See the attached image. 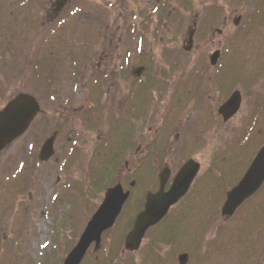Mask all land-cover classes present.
<instances>
[{"label":"rangeland","instance_id":"rangeland-1","mask_svg":"<svg viewBox=\"0 0 264 264\" xmlns=\"http://www.w3.org/2000/svg\"><path fill=\"white\" fill-rule=\"evenodd\" d=\"M13 1L16 7L12 8ZM114 1H117L114 10L120 11V0H73L62 16L66 20L64 25L56 22L43 26L49 0H0V75L6 74V84L2 89L33 95L42 110L28 134L0 155V264H62L99 206L107 186L97 185L100 181L97 171L105 160L110 159L113 151H117L121 132L124 134V130L117 128L115 123L113 128L111 125L114 119L123 121L120 115L124 114L123 107V110L117 108V111L111 112L103 125H97L99 127L89 109L93 100L92 88L102 83L101 76L104 74L109 75L103 84L104 93L123 90L122 95L128 96L126 101L131 107L136 106L135 102L139 99V106H148V120L151 123L161 114L149 108L161 105L168 108L170 115L163 113L158 132L147 129L152 127L151 123L140 130V143L149 144L146 152H150L151 147L156 145L154 139L156 142L159 138L164 122L171 125L176 117L174 111H181L193 101L194 112H203L206 99V138L204 131L203 134L199 132L202 135L199 148L196 146L199 141L196 128H204L203 114H200L199 120V114H194V124L182 134L177 129H170V126L165 143L167 152L171 154L168 144L172 141L177 145L174 136H183L181 143H185L184 148L193 149L191 153L187 152V158L203 163L206 180L209 176L218 177L223 145L225 148L232 143V139L238 136V129L243 130L251 118L255 117L253 108L258 101L257 97L261 95L263 97L260 100L264 98V24L256 26L253 32H241L233 23L240 16L239 26L246 28L250 25L246 24L247 17L264 16V0H238L240 5L232 0H157L158 3L155 0H128L132 10L140 9L134 12L136 16L150 18L151 23L157 20L156 26L152 29L149 25L140 26L139 21L136 22L137 32L131 29L130 47H127L129 41L126 33L117 49H112L114 54L109 52L107 62H102L98 68L99 56L96 51V55L93 53L95 26L89 17L92 10L103 13L111 10L108 6ZM77 5L82 6L81 11H76L74 7ZM155 6L158 10L153 13ZM192 24H196L193 46L186 52L182 47L187 46V32L191 30ZM12 26L16 27L14 34L10 32ZM12 42L14 46L11 57V52L5 49H10V46L4 47V44ZM217 48L221 55L218 64L211 68L208 57ZM79 64L81 69L76 77ZM140 66H144L145 71L138 85L132 81L136 78H130L129 72ZM233 67H236V74L228 86L227 77ZM97 76L99 78L95 79ZM52 82L56 83L54 88L59 90L60 95L63 93L62 96L66 95L67 98L74 96L72 100L76 105L80 101L85 103L84 99L87 101L79 116L83 136H79L76 144L71 142L73 136L70 142L58 138L54 145V155L44 164L38 161V151L52 132L58 130L60 104L65 98H59L53 85L48 90ZM205 86L206 98L203 95ZM235 90L242 95L243 108L237 117L225 125L216 110ZM151 92L152 98L149 96ZM144 93L148 98L140 100L138 97ZM102 115L101 112L100 122L105 119ZM187 115L184 113L182 116ZM263 122L262 117L257 120L259 124ZM191 134H195L197 140ZM205 142L206 147L201 148ZM67 148H73L74 154L67 151ZM134 149L135 145H132L130 153L121 149L120 155L127 160L128 166L123 168V159H120L122 162L114 161V164L117 163L113 168L116 173L107 182L109 187L120 183L124 190H129V201L113 229L103 236L100 249L94 252L91 248L84 262L159 264L154 258L157 256L162 264H171L170 260L167 263L166 256L191 253L189 244L198 236L200 243L197 251L206 252V260H201V264H236L235 257L239 260L242 254L238 252L243 251L239 248L240 239L237 237L244 233L236 226V218L226 223L219 219L220 208L213 206L218 200H214L213 189L209 185L206 187V197L198 195L196 199L200 196L201 200L206 198V202L213 204L214 209L206 205V210L198 208L194 213L189 210L181 220L179 232L169 239V244H151L152 239L161 233L162 228L159 226L148 232L136 253L123 251V241L121 245L119 242L131 228L130 223L138 203L146 191L157 190L156 185L145 187L143 183L129 188L131 181L138 182L139 169L135 168L139 157L132 156ZM179 149L176 146L173 154L178 153ZM183 156L180 157L179 153L177 160L180 161ZM167 161L153 163V184L156 183L157 173ZM93 179H97L95 185H92ZM196 192L194 190L191 196ZM186 204L175 207L167 221L174 214L182 213ZM211 220L212 225L207 224H211ZM204 223L207 225L203 228ZM184 228H187L186 232ZM173 262L176 264L175 258Z\"/></svg>","mask_w":264,"mask_h":264},{"label":"flooded vegetation","instance_id":"flooded-vegetation-1","mask_svg":"<svg viewBox=\"0 0 264 264\" xmlns=\"http://www.w3.org/2000/svg\"><path fill=\"white\" fill-rule=\"evenodd\" d=\"M16 1V0H15ZM55 0H49V9L46 12V20L43 22V26H48L51 24H54L56 22L58 23H63L65 24L66 20L63 16L65 14L66 10L70 5L72 4L73 0H64L65 5L61 8L60 11L58 10V5H54L52 7V3ZM128 0H120L119 3L122 5V9L120 11L114 10V6L117 3V1H114L113 3L110 2V5L108 8H112L111 10H108L106 13H103V11H97V10H92L91 11V16L89 17L91 19V23L95 26L93 31L95 33L96 41L94 43V54L96 55L95 51L98 53L97 55L99 56L100 63L97 64L98 68L101 67L102 62L108 60L109 58V52L111 55L114 54L112 49H117L119 46L120 42L122 43L123 36L126 34L128 35L127 40L129 41V44L127 47H130V34H131V29L136 33L137 32V27L136 22L139 21L140 26L141 25H149V28L154 29L156 26L157 20H153L152 23L150 22V18H146L142 16H136L137 14H134L135 11H138L140 9L132 10L130 8V5L127 3ZM156 3L157 0H155ZM235 2L236 5H240L238 0H232ZM11 7H16V3L13 1L11 4ZM76 11H81L82 6L77 5L74 7ZM158 10V7L155 6L152 11L153 13H156ZM72 14V13H71ZM71 16V15H70ZM158 19V18H156ZM256 19L255 16L247 17L246 18V24H252L253 21ZM13 22V19L12 21ZM133 22V23H132ZM234 25L236 26V29H240L241 32H245V30L251 29L250 27H240L239 24L241 23V17L238 16V18L233 22ZM13 24V23H12ZM59 25V24H58ZM96 29V30H95ZM252 29H255L253 27ZM16 31V27L12 26L11 27V33L14 34ZM134 33V34H135ZM218 33H221L218 31ZM118 35V38L116 40V36ZM121 35V36H120ZM142 35V34H141ZM141 38V37H140ZM139 38V39H140ZM138 39V40H139ZM115 44V45H114ZM141 42L138 44V47ZM9 45L10 49L5 48L7 51L11 52V57H12V47L14 46V43H5L4 47ZM139 49V48H138ZM110 59H112V56H110ZM142 59H140L141 61ZM4 66V65H3ZM141 67V66H140ZM2 69V65L0 67ZM79 69H81V65L79 64L77 73L75 76L80 73ZM128 71V70H127ZM126 71V72H127ZM145 71V67L142 66V71L141 73ZM135 69L130 70V78H136L132 80L133 82H137V84H141L142 80V74L136 76L135 74ZM2 74V73H0ZM129 74L127 77H129ZM102 77V83L97 84L96 87L92 88L93 95H92V105L90 106V110L93 112L92 114L95 116V124L96 126L103 125L104 122L106 121V118L111 114V112H114V110L117 111L118 109H122L123 107V113L120 114L123 116V121L120 119H114V122H111L112 128L114 127V123L117 128H122V131L124 130V134L121 132V137H122V142L124 146V151L127 150V153H130L132 149V145H135V149L132 152L133 157H139V163L138 166L135 168L140 169L141 173L147 174L148 169L152 170L153 173V163L154 162H162V160H168L167 163H164L165 166L161 169H166L169 174L168 178V183L170 182V178L172 175H176V173L181 169V167L188 161V160H193L189 157V154L187 152L191 153L193 151L192 148H184L183 144L181 143V139L183 136H178L175 135L174 139L176 140L172 143V141L169 143V150L171 154H169L167 151L164 153L160 152L159 146L154 145L151 148L156 149V152L153 151L151 154H147L146 149L148 147V143H140L141 139H139L140 136L139 132L140 130L144 129V126H147L148 123H151V120H148V115L150 112H148V109L146 106H139V99L136 100V106H128V103L126 101L128 96L123 97V90L122 91H107L104 93V85L105 80L108 79L109 75L104 74ZM99 78L97 76L95 79ZM150 78V77H149ZM100 80V79H99ZM6 81V74L0 75V111H2L7 104L19 93L14 92L13 90H3L2 86ZM130 83V81H129ZM95 84V83H94ZM131 85V83H130ZM206 85V81H205ZM82 86V85H81ZM126 92V91H124ZM153 92V91H152ZM150 93L152 95L153 93ZM128 94V91H127ZM144 94H140V100L146 97ZM203 95L206 98V86L205 89L203 90ZM66 95L59 97V98H64ZM145 96V97H144ZM70 97V96H69ZM136 97V95H135ZM263 96L259 95L257 97L258 101L255 102L253 111L255 110V117H253L255 120L253 121V118H251L249 124L243 129H238V136L236 135V138L232 139V143H229L228 140L227 143L228 146L222 148L223 155L221 158V161L219 162V175L218 177H215L217 179V182H211L212 188L218 191L219 194V200L215 205L219 208L224 204L226 200L227 193L234 187H236L243 179L244 175L247 173V171L250 169L254 159L256 158L258 152L262 147H264V122L259 124L257 123V120L259 118H263L264 121V98L260 100ZM130 98V96H129ZM152 98V96H150ZM149 98V99H150ZM74 99V96H71L70 98L65 97L62 100V104H60L61 108V114H60V124L58 126V130H56L57 137L61 139H65V141L70 142L71 137L73 136L74 138L72 139V143L76 142L79 139V136H83L82 134V127L79 126V116L81 114V111L85 109L86 101L87 99H84L83 101L76 103L72 100ZM148 107V106H147ZM193 101H191L189 106H185L181 111H174L175 113V118L171 121V125H168L166 122L162 125V131L161 134L159 135V138L157 141L163 139H167V134L169 132V127L170 129L174 130L177 129L179 133H183L185 130H187L190 125L194 124V114L199 116L197 119H200V114H203V120L202 123L204 128L197 129V138L195 134H191L190 136H193L197 140V148H199L200 144V139L201 136L199 132L203 131L205 132V138H206V99H205V110L203 112L197 111L196 113L193 110ZM243 108V98L241 95V106L238 110V113L235 117H237L242 111ZM150 111L155 110L156 112L158 111L161 116L157 119L154 120L151 124L152 127L147 128L150 132L153 130V132H158L159 125L163 121V113L170 115V112H168V108L166 106H158V107H153L149 108ZM125 111V112H124ZM162 111V112H160ZM184 111V112H183ZM101 112L103 113V117L105 118L103 122L99 121V118H101ZM260 115H259V113ZM188 114L187 117H183V114ZM258 115L260 116L258 118ZM262 115V116H261ZM73 116V117H72ZM170 121V118H169ZM168 121V122H169ZM99 122V123H98ZM196 123V122H195ZM110 124V122H109ZM108 124V126H109ZM225 125L227 123H224ZM82 125V124H81ZM97 126V127H99ZM242 126V123L240 124V128ZM101 129V128H100ZM138 131V133H136ZM29 131H27L23 136L28 134ZM100 134V132H99ZM22 136V137H23ZM132 136V137H131ZM224 139H225V134H223ZM21 137V138H22ZM135 137V138H134ZM20 138V139H21ZM100 138V137H99ZM134 138V139H133ZM20 139L16 140L15 142L19 141ZM180 139V142L178 141ZM75 140V141H73ZM99 140V139H98ZM97 140V142H98ZM154 139V143H155ZM178 141V142H177ZM193 141V140H192ZM14 142V143H15ZM13 143V144H14ZM71 143V144H72ZM11 144L10 146H12ZM10 146L6 147L9 148ZM173 146V147H172ZM178 146L180 149L178 150V153L173 154V149ZM192 146V145H191ZM206 147V142L202 144L201 148ZM4 149L3 151H5ZM0 152V155L3 153ZM72 151V149H71ZM27 154H30L29 152H26ZM180 153V157L184 154L183 158L179 161L177 160V157ZM25 155V154H24ZM171 155L172 157H169ZM138 160V159H137ZM127 162V160H125ZM183 163H182V162ZM195 161V160H194ZM141 162V163H140ZM181 162V163H180ZM199 164L200 166V171L198 175L195 177L193 180L190 189L188 191V195L191 194L194 190H196V195H198L201 191L206 192V170H203L204 165L201 163L199 160L195 161ZM148 164H151L150 167H148ZM125 168H127L128 164H125ZM159 169L160 167L157 166ZM145 169V170H144ZM160 170V171H161ZM159 171V172H160ZM158 172V173H159ZM157 173V175H158ZM173 176V177H174ZM140 177V175H139ZM172 177V179H173ZM213 177V176H211ZM209 177L208 179H210ZM171 179V181H172ZM151 182V181H149ZM195 198V197H194ZM189 197H186L183 199L181 204H184L187 202ZM236 218V226H238L241 229V232L244 234L240 237H237L239 240V243L243 246L244 250L242 251V257L241 260H239V263L241 264H264V178L262 179L261 183L258 185L254 193L245 199L239 207L236 209L235 213L232 215L230 218H220L222 222L226 223L229 220H232ZM244 245H246L244 247ZM248 249V250H247ZM173 258V257H172ZM199 260V261H196ZM201 260H206V252H194L192 251L188 257V262L187 264H201ZM237 263V261H236Z\"/></svg>","mask_w":264,"mask_h":264},{"label":"water","instance_id":"water-1","mask_svg":"<svg viewBox=\"0 0 264 264\" xmlns=\"http://www.w3.org/2000/svg\"><path fill=\"white\" fill-rule=\"evenodd\" d=\"M191 37L192 34H189V45H191ZM218 58L219 52L216 51L209 58L210 65L215 66ZM239 106L240 94L235 91L218 108V115L221 116L223 122H226L236 114ZM38 112V103L33 97L26 94L18 95L0 112V151L28 129ZM54 139L55 135L43 144L38 155L40 162H47L53 156ZM197 171L198 166L193 162L185 164L166 193L163 192L166 175H164V178L160 176L159 191L156 194L146 195L144 209L137 215L132 230L125 238L124 249L126 251L134 252L138 250L145 232L156 225L166 215L169 208L186 194ZM263 178L264 147L258 152L243 181L228 193L221 215H232L238 205L256 190ZM128 196L129 193L123 192L120 185L106 190L102 203L87 222L76 245L68 253L63 264H80L92 244H94L95 250L99 249L102 234L112 228ZM186 261V255L178 257L179 264H186Z\"/></svg>","mask_w":264,"mask_h":264},{"label":"trees","instance_id":"trees-1","mask_svg":"<svg viewBox=\"0 0 264 264\" xmlns=\"http://www.w3.org/2000/svg\"><path fill=\"white\" fill-rule=\"evenodd\" d=\"M235 75V72L234 71H231V73H230V75L227 77V81H228V83H227V85L229 86L231 83L230 82H232V79H233V76ZM117 163H115L114 164V166L116 165ZM120 164V163H119ZM117 169H118V166H117ZM115 173V171H113L111 174H107V175H104V176H98V178H99V180L100 181H98V186L100 185V186H105V185H107V182L109 181V179L111 178V176H112V174H114ZM97 178V179H98ZM97 179H93V181H94V183L92 184V185H95L96 184V180ZM86 262V261H85ZM85 262H83V264L85 263ZM88 263L89 264H91L89 261H88ZM88 263H85V264H88ZM104 264H110L109 263V261L108 262H105L104 261Z\"/></svg>","mask_w":264,"mask_h":264}]
</instances>
